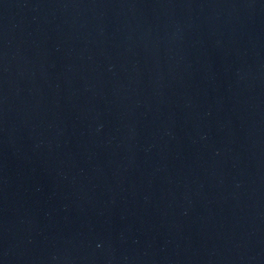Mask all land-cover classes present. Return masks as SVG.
<instances>
[{
	"label": "water",
	"instance_id": "95a60500",
	"mask_svg": "<svg viewBox=\"0 0 264 264\" xmlns=\"http://www.w3.org/2000/svg\"><path fill=\"white\" fill-rule=\"evenodd\" d=\"M0 264H264V0H0Z\"/></svg>",
	"mask_w": 264,
	"mask_h": 264
}]
</instances>
